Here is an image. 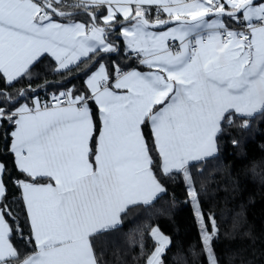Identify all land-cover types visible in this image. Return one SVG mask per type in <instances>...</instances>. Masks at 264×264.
Wrapping results in <instances>:
<instances>
[{
  "label": "snow or ice",
  "instance_id": "obj_1",
  "mask_svg": "<svg viewBox=\"0 0 264 264\" xmlns=\"http://www.w3.org/2000/svg\"><path fill=\"white\" fill-rule=\"evenodd\" d=\"M60 6L0 0V126L12 129L13 165L24 176L15 178L0 162V264H100L93 234L120 225L129 206L149 205L165 193L159 177L174 171L193 202L204 255L220 264L217 222L200 207L188 165L214 154L230 109L247 117L264 111V0H75L70 6L81 9L75 13L58 12ZM81 14L87 21L73 19ZM161 27L168 30H149ZM117 31L149 71L101 63L119 50L109 39ZM169 39L179 41L178 50ZM45 54L57 63V75L88 62L84 91L20 104L35 89H9L30 77ZM149 124L152 146L143 131ZM9 182L22 189L37 247L31 256L22 257L10 241ZM151 236L158 247L146 264H162L169 238L159 229Z\"/></svg>",
  "mask_w": 264,
  "mask_h": 264
},
{
  "label": "trees",
  "instance_id": "obj_2",
  "mask_svg": "<svg viewBox=\"0 0 264 264\" xmlns=\"http://www.w3.org/2000/svg\"><path fill=\"white\" fill-rule=\"evenodd\" d=\"M60 5L58 12L81 11ZM152 18L156 19L157 14L152 13ZM165 18L159 16V19ZM73 19L85 22L87 16L81 14ZM228 26L239 24L232 22ZM109 39L116 42L119 49L116 53L103 55L101 62L110 70L114 64L121 69H145L137 57L124 52L121 37L115 33ZM87 63H82L80 69L73 68L71 72L57 75L53 74L56 62L47 55L43 56L32 68L31 76L21 79L9 91L25 90L31 84L35 91L27 92L20 104H31L33 98L44 100L50 92L62 89L74 90V94L83 93L87 75L82 69ZM3 83L0 79V86ZM90 107L98 121V107L94 103ZM230 115L233 120L228 122ZM245 120L250 121L247 127L242 126ZM11 130L8 124L0 126V162L7 164L15 178L23 179L13 165L14 155L10 151L11 137L8 135ZM143 131L152 146L150 124ZM217 144L215 156L189 166L197 181L200 207L217 222L219 232L213 242L215 252L220 264H264V111L252 117L227 113L217 135ZM159 178L166 188L165 193L149 205L128 207L119 226L92 236L93 250L100 264H146L157 245L151 236L153 227H158L170 238L162 264H209L202 250L200 226L182 174L174 171ZM21 195V188L9 182L8 201L13 209V220L9 223L23 257L34 253L37 247L30 240L31 229Z\"/></svg>",
  "mask_w": 264,
  "mask_h": 264
},
{
  "label": "crops",
  "instance_id": "obj_3",
  "mask_svg": "<svg viewBox=\"0 0 264 264\" xmlns=\"http://www.w3.org/2000/svg\"><path fill=\"white\" fill-rule=\"evenodd\" d=\"M152 13H155V14H157L156 13V9L153 7V9H152ZM160 15H164V16H166V14H163V13H161ZM159 15V16H160ZM152 17H155V16H152ZM167 17V16H166ZM166 19V18H165ZM75 20H78V19H75ZM150 20H155V19H150ZM78 21H81V20H78ZM81 22H83V21H81ZM224 23L226 24V25H229L230 23H232V20H230V19H227V18H225V20H224ZM230 27V26H229ZM150 31H167L168 29L167 28H165V29H162V30H155V29H149ZM119 34V31H117L116 32V35H118ZM119 37V36H118ZM122 41H123V46H124V52H128L129 53V51H128V49L126 48V41L124 40V38L122 37ZM110 42H112V41H110ZM113 44H114V46H117L118 47V45L117 44H115L114 42H112ZM168 44H169V46L170 47H173V50L175 51V50H178L179 49V41H173V40H171V39H169L168 40ZM175 45H178V46H175ZM49 56V57H51L50 56V54H45L44 56ZM135 56V55H134ZM135 57H137V56H135ZM52 58V57H51ZM53 60H54V58H52ZM137 59H138V61L140 62V59H142V57H137ZM101 63H103V62H101ZM104 64V63H103ZM141 64V63H140ZM56 65H57V63H56ZM144 67H145V69H139V68H132V69H137V70H139V71H142V72H147V71H149V69H148V67L147 66H145V65H143ZM96 69H94L93 71H95ZM89 75H91V73L89 74ZM86 79H87V77H86ZM86 81V80H85ZM39 100H40V102L43 104V103H45V100L46 99H40V98H38ZM229 112H231V113H234V114H237V115H241V116H245V115H243V114H241V113H236L234 110H232V109H230L227 113H229ZM259 112H261V111H257L256 113H254L252 116H254V115H256L257 113H259ZM227 113H225V115L227 114ZM99 115H100V113H99ZM252 116H250V117H252ZM245 117H247V116H245ZM222 121H223V119H222ZM222 121H221V124H222ZM220 127H221V125H220ZM220 132H218L217 133V135L219 134ZM215 146H216V151L214 152V154L212 155V156H210V157H213V156H215L216 154H217V152H218V144H217V136H216V138H215ZM210 157H205V158H203V159H201V160H198V161H189V165L188 166H190L191 164H194V163H196V162H199V161H202V160H205V159H207V158H210ZM41 183H46V182H49V181H47V180H44V181H40ZM21 191H22V189H21ZM161 194H163V193H160V194H158L157 196H156V198H158ZM156 198H154L150 203H152L153 201H155L156 200ZM130 207V206H129ZM121 220H122V215H121ZM119 226V225H118ZM158 228V227H157ZM159 229V228H158ZM103 231H107V230H103ZM103 231H101V232H103ZM100 233V232H99ZM97 234V233H96ZM93 235H95V234H93ZM170 239V238H169ZM10 241H11V243L13 244V246L15 247V248H17V250L19 251V248H18V245H17V243H16V241H15V238H14V236H13V232H12V234H11V236H10ZM157 243V242H156ZM157 246V245H156ZM156 249V248H155ZM36 251H37V249H36ZM35 251V252H36ZM35 252L34 253H32L31 255H34L35 254ZM154 252V251H153ZM31 255H29V256H31Z\"/></svg>",
  "mask_w": 264,
  "mask_h": 264
},
{
  "label": "built area",
  "instance_id": "obj_4",
  "mask_svg": "<svg viewBox=\"0 0 264 264\" xmlns=\"http://www.w3.org/2000/svg\"><path fill=\"white\" fill-rule=\"evenodd\" d=\"M56 3L62 4V5H66V6H70V5H73L75 3V0H56ZM54 7H55V4H54ZM57 11H59L58 8H57ZM230 28H232V29H238V28H240V25L239 26H233V27H230ZM224 38L226 39V37H224ZM175 46H178V45H175ZM64 91H67V90L62 89V90H60L58 92H56V91L50 92L48 94V97L46 98L45 102H47V103H54V101L52 99L53 96L58 95L59 93L64 92Z\"/></svg>",
  "mask_w": 264,
  "mask_h": 264
},
{
  "label": "rangeland",
  "instance_id": "obj_5",
  "mask_svg": "<svg viewBox=\"0 0 264 264\" xmlns=\"http://www.w3.org/2000/svg\"><path fill=\"white\" fill-rule=\"evenodd\" d=\"M117 36H119V37L122 38V36L120 35V32H119V34H118ZM232 120H233V116L230 115L229 118H228V122H231ZM247 122H248V125H249V124H250V121L247 120ZM243 124H244V123H243ZM190 202L193 204V202L191 201V198H190ZM153 229H158V228H157V227H153L152 230H153ZM152 230H151V232H152ZM159 232H160L162 235L168 237V236H167L166 234H164L160 229H159ZM168 238H169V237H168ZM169 241H170V239H169ZM169 245H170V243H169L168 246L164 249V251L161 253V255H160V257H159V259L161 260V262H162V257H163V255H164V253L166 252V249L169 247ZM156 247H158V244H157ZM156 247H155V248H156ZM154 251H155V250H154Z\"/></svg>",
  "mask_w": 264,
  "mask_h": 264
},
{
  "label": "water",
  "instance_id": "obj_6",
  "mask_svg": "<svg viewBox=\"0 0 264 264\" xmlns=\"http://www.w3.org/2000/svg\"><path fill=\"white\" fill-rule=\"evenodd\" d=\"M166 27H161V28H151V29H155V30H162L165 29ZM116 53V52H115Z\"/></svg>",
  "mask_w": 264,
  "mask_h": 264
}]
</instances>
